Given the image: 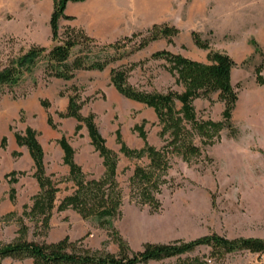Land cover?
Returning a JSON list of instances; mask_svg holds the SVG:
<instances>
[{
  "label": "rangeland",
  "instance_id": "374dc122",
  "mask_svg": "<svg viewBox=\"0 0 264 264\" xmlns=\"http://www.w3.org/2000/svg\"><path fill=\"white\" fill-rule=\"evenodd\" d=\"M15 1H0V70L32 46L50 49L57 44L50 27L52 0ZM117 4L121 10L113 18L112 0H91L90 15L71 14L73 20L61 21L62 31L82 28L102 46L154 24L176 26L180 33L174 43L165 38L153 41L103 71L82 70L72 80H63L48 76L42 61L20 85L0 87V241L12 242L25 229L29 240L56 242L68 236L91 250L118 252L111 227L101 226L97 218L85 219L73 208H54L47 228L38 217L26 215L40 191L30 152L16 140V134L28 127L38 132L45 171L59 188L57 204L76 190L68 179L63 138L74 150V161L86 178L101 179L106 173L104 157L92 144L87 126L81 123L78 129L75 118L58 114L66 111L69 96L76 94L83 103L82 115L93 117L106 146L118 155L115 179L122 204L111 225L132 249L141 250L146 242L190 241L213 233L264 239V83L257 78L259 73L264 76V0H119ZM77 5L72 3L70 12L76 11ZM157 12L160 16L155 17ZM193 32L200 33L210 49L199 48ZM135 41L123 43L122 53H129ZM163 50L202 63L209 62L210 51L229 54L236 63L232 82L239 95L231 127L221 128L211 140L191 122H184L190 140L201 152L188 158L177 153L169 156L168 169L157 175L156 202L150 204L144 202L142 188L132 182L135 168L147 167L150 160L146 154L125 156L122 143L135 150L146 145L162 149L169 133H164L154 108L126 98L115 88L111 71L131 69L129 83L141 91L182 92L184 87L177 83L171 64L153 58ZM43 100L50 102L49 109L42 105ZM193 107L200 121H224L225 105L218 93L210 99H196ZM181 108L177 102V109ZM50 114L55 126L48 122ZM4 137L7 142L2 147ZM200 254L209 251L203 248ZM171 263L174 260L150 264ZM3 264H32V260L6 259ZM216 264H264V253L238 251Z\"/></svg>",
  "mask_w": 264,
  "mask_h": 264
},
{
  "label": "trees",
  "instance_id": "16d2710c",
  "mask_svg": "<svg viewBox=\"0 0 264 264\" xmlns=\"http://www.w3.org/2000/svg\"><path fill=\"white\" fill-rule=\"evenodd\" d=\"M85 0H52L53 11L50 18L52 39L57 42L52 48L32 46L24 54L13 58L0 70V87L14 88L23 81L25 75L33 71L39 62H45V72L50 77L72 80L82 70L103 71L112 63L123 59L127 54L146 48L153 41L165 38L174 43L180 29L169 24H154L146 31L134 33L114 43L100 45L96 38L84 29L67 27L62 31V20H73L67 14L68 4ZM195 44L202 49H210L208 41L202 39L200 33L193 32ZM134 45L129 53H122L126 45ZM102 46V47H100ZM79 48L76 53L73 51ZM101 51L98 52L96 49ZM153 58L165 59L177 75V83L184 87L182 92L169 89L166 92H147L136 89L129 83L131 69L113 68L111 83L126 98L143 103L155 109L159 121L163 124L164 133H169L167 144L158 149L146 145L141 150L129 148L122 143L121 152L129 158H139L146 154L150 160L147 167L137 166L132 182L142 188L144 202L155 203L154 192L159 188L157 175L169 167V156L172 153L184 158L199 155L201 147L190 140L189 130L184 122H191L207 140L218 134L221 128L231 127L232 111L238 101V91L232 82V71L236 63L227 53L210 51L208 63H202L169 50L156 52ZM258 81L264 83V76L258 74ZM218 93L224 102V121H200L197 118L193 103L198 98H211ZM177 102L182 104L177 109ZM42 105L49 109L51 104L43 100ZM83 103L80 95H70L66 111L58 113L60 118H75L78 129L84 123L90 134L91 142L104 157L106 173L101 179H88L82 168L74 161V150L65 138L61 140L64 149V162L69 165V180L73 181L76 190L66 196L59 204L56 203L59 188L44 167V150L38 140V132L28 127L24 133H17L19 146H26L36 167L35 177L40 191L26 215L38 217L42 225L49 226L52 211L73 208L83 218H97L103 227H111L112 236L118 245V252L91 250L80 245V241H72L68 236L56 241H35L26 237L27 230L12 242L0 241V264L6 259L24 261L32 260V264H150L174 260L171 264H216L228 254L238 251L264 253V239L255 237L229 238L218 233L204 235L194 240H174L167 243L146 242L141 250H134L127 240L112 227V218L120 213L122 204L121 191L116 183L117 153L111 151L101 136L93 117H84L81 113ZM50 125H54L53 116L48 117ZM141 135L145 138V133ZM121 140V136L118 137ZM7 138L1 143L6 146ZM206 248L208 255H201Z\"/></svg>",
  "mask_w": 264,
  "mask_h": 264
},
{
  "label": "crops",
  "instance_id": "0c3cea01",
  "mask_svg": "<svg viewBox=\"0 0 264 264\" xmlns=\"http://www.w3.org/2000/svg\"><path fill=\"white\" fill-rule=\"evenodd\" d=\"M2 2V4L6 1H8L9 3H14L13 0H0ZM91 0H85L83 2H71L68 4V7H67V14L69 15H74V16H78V17H82V16H85L86 15H90V6H89V3H90ZM119 0H112L113 2V6L111 7V10H112V13L110 14V17H115V15L118 14V11L121 10L120 7L118 6L117 2ZM0 2V4H1ZM72 3H78L77 5V10L74 11V12H70V6ZM1 6V5H0ZM117 12V14H116ZM115 13V14H114ZM92 15V14H91ZM155 17H158L160 16V14H158V12L156 13V15H154ZM109 17V18H110ZM154 22V21H153ZM107 24H110V21L108 20Z\"/></svg>",
  "mask_w": 264,
  "mask_h": 264
},
{
  "label": "bare ground",
  "instance_id": "6f19581e",
  "mask_svg": "<svg viewBox=\"0 0 264 264\" xmlns=\"http://www.w3.org/2000/svg\"><path fill=\"white\" fill-rule=\"evenodd\" d=\"M13 2H16L15 0H13Z\"/></svg>",
  "mask_w": 264,
  "mask_h": 264
}]
</instances>
